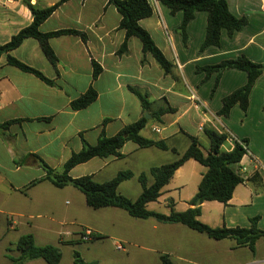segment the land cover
Here are the masks:
<instances>
[{"label": "crops", "instance_id": "0c3cea01", "mask_svg": "<svg viewBox=\"0 0 264 264\" xmlns=\"http://www.w3.org/2000/svg\"><path fill=\"white\" fill-rule=\"evenodd\" d=\"M58 2L31 0L40 8H49ZM150 3L153 15L140 21V26L172 65L169 73H165L151 54H144L142 43L136 37L130 38L126 52L120 53L126 32L121 28V14L109 0H69L42 23L39 30L43 34L64 30L80 33L49 40L58 58L56 66L48 61L34 38L26 39L12 51L14 58L43 73L53 81V86L9 65L5 56L0 58V222L5 221L10 230L17 233L11 247L28 234L34 236L37 246L53 245L60 250L62 245L76 242L73 239L76 235L82 239L85 230L101 236L102 226L91 221L82 223L74 219L70 224L76 223L81 231L70 229L66 215L75 208L89 213L85 196L71 186L60 189L45 180L46 172L38 158L54 170L62 171L72 155L82 151L85 143L95 146L103 133L114 137L147 116L148 123L141 135L166 141L180 154L189 148L190 137L198 138L206 153L210 145L204 133L206 128L224 132L241 143L247 141V155L231 166L245 182L236 188L227 205L204 203L200 219L206 207L212 205L210 207L217 211L214 218L202 219L209 226L250 228L251 220L259 217L258 227L264 231V73L250 94L246 112L235 106L228 117H219L223 99L246 84L247 74L231 69L207 77V73L200 70L239 56L264 65V0H227L231 13L247 17L248 25L233 37L223 31L221 47H209L202 52L206 12L196 13L187 27V42L184 43L179 33L183 13L174 15L157 0ZM33 20L24 0H0V46L10 42ZM95 63L102 68V73L94 81ZM91 86L98 93L97 100L86 109L73 110L72 102ZM132 90L148 97L152 104L149 111L143 108ZM168 107L175 112L162 114L161 111ZM233 146L230 139L226 148ZM160 151L141 149L127 142L120 150L121 157L94 158L75 167L70 176L73 179L91 176L98 183H104L120 172L131 171L134 177L119 187L122 194L126 183L139 181L141 174L158 166L152 165L145 171L140 167L142 158L149 156L157 160ZM197 163L194 160L186 162L162 189V194L178 191L182 195L188 189L191 172L198 174L192 182L194 188L186 192L190 198L186 210L191 207L190 201L207 171L202 167L198 169ZM105 210L119 213L115 208ZM138 221L132 224L140 225ZM66 231L72 236H63ZM225 241L217 242L227 243ZM261 242L258 241L255 253L248 248H237L236 241L232 240L228 247L231 251L253 253V258L243 264H264ZM257 255L262 258H255ZM40 261L26 264H42Z\"/></svg>", "mask_w": 264, "mask_h": 264}, {"label": "trees", "instance_id": "16d2710c", "mask_svg": "<svg viewBox=\"0 0 264 264\" xmlns=\"http://www.w3.org/2000/svg\"><path fill=\"white\" fill-rule=\"evenodd\" d=\"M69 0H59L57 4L49 8H40L33 5L31 0H24V4L30 9L34 16L33 23L13 36L10 42L0 46V58L5 56L9 65L30 73L43 80L46 84L53 86L54 83L46 78L40 71L20 62L11 53L18 49L26 39L34 38L38 40L44 55L48 61L56 66L58 58L49 44L53 37L61 35H80L73 30L43 34L39 27L45 22L54 11ZM159 3L170 9L172 14L183 13V22L179 28L184 43L187 42L186 30L190 22L195 18L197 12H206L207 28L205 40L200 51L209 47H221L222 33L227 31L230 37L236 32L241 31L248 25L247 17H237L231 13L227 0H157ZM122 16L121 28L126 32V41L122 45L120 53L127 50V41L138 38L143 46L144 54H151L165 73H169L172 65L164 54L156 46L150 34L140 26V21L153 15V8L149 0H109ZM237 69L247 74L246 84L227 95L222 102V108L218 112L219 117H228L235 106H239L244 112L248 110L250 94L257 80L264 73V65L252 62L246 56H239L235 59L224 60L217 65L200 68L207 73V77L213 73L221 75L226 70ZM102 73V68L94 64L93 80L95 81ZM140 99L143 108L150 110L151 103L146 95L136 90H132ZM98 98L97 91L91 86L89 90L80 98L73 101L71 107L75 111L83 110L92 105ZM175 109L168 107L161 111L162 114L174 113ZM148 120L142 118L138 122L125 127L114 137H107L102 134L95 146L85 143L79 153H75L67 161L62 171H56L47 166L40 158V164L46 172L45 180L50 181L57 188L71 186L80 191L86 199L87 206L93 210L105 208H117L124 210L134 219L148 220L154 219L161 224H180L198 233L206 235L214 241L233 240L237 243V248H248L255 253L258 241H264V231L258 227L259 217L251 220L250 228H213L200 221L202 215V205L206 202H218L227 205L233 198L236 188L245 181L235 173L231 166L242 161L248 153L245 146L247 141L242 143L234 140L226 133H220L212 128L204 130L209 139V148L206 153L198 138L190 137V146L180 154L177 150L168 146L166 141H155L147 139L141 135ZM233 140L234 146L226 148L229 141ZM127 142H133L141 149L156 148L161 151H171L177 158L168 164L154 167L149 173L139 176L142 186V193L136 200H132L119 192V187L125 181L131 180L134 174L131 171H123L117 174L112 180L98 183L91 176L73 179L70 172L80 164L89 162L94 158H107L111 156L121 157L120 150ZM189 160H194L207 169L198 187V192L190 201L191 207L184 212H176L173 208L169 215L151 211L147 208L148 204L158 201L162 195V189L168 185L175 172L184 166ZM153 179L150 184L149 178ZM173 207V202L171 204ZM84 233L82 234V236ZM101 238L93 234L91 242ZM17 255L13 257L11 264H26L31 261L44 260L47 264H60L63 259L62 251L53 245L44 247L37 246L34 236L31 234L23 235L15 245ZM75 264H86L79 252H75ZM161 264H175L169 254L161 255Z\"/></svg>", "mask_w": 264, "mask_h": 264}, {"label": "rangeland", "instance_id": "374dc122", "mask_svg": "<svg viewBox=\"0 0 264 264\" xmlns=\"http://www.w3.org/2000/svg\"><path fill=\"white\" fill-rule=\"evenodd\" d=\"M179 33L183 39L181 31ZM156 158L158 159L154 160V157L144 156L140 162L141 169L148 171L152 165H158L157 167H159L171 163L177 156L171 151L166 153L160 151ZM197 164L198 169L205 168L201 164ZM197 175L194 171L191 172L188 189L182 195L178 191L163 193L158 201L148 205V209L169 215L173 208L171 206L172 201H174V210L184 212L190 199L186 192L194 188L192 182ZM152 182L153 180L150 181V184ZM121 193L125 196L128 195L127 197L132 200H136L142 193V186L139 181H129L125 187H122ZM80 194L82 195V193ZM210 206L212 205L207 206L205 209L202 218L205 221L214 218L217 212L214 207ZM115 209L118 210L115 212L119 213L114 214L111 213L112 211H104V209L94 211L91 208L88 209L89 213H85L75 208L73 212L66 215V223L71 226L69 227L74 232L81 231L76 223L70 224L75 222L74 219L82 223L90 221L96 223L102 226L104 232H101V238L94 242H85L80 239L79 235L73 237L76 242L61 246L63 259L60 264H75L74 254L76 251L81 254L82 260L86 264H161V255L166 253H172L170 256L175 264H243L250 261L249 258H253V253L248 251L229 250L228 242L230 240H224L227 243L217 242L184 225L175 224L172 228L164 227L163 224L154 219H134L124 210ZM202 219H200L201 222H203ZM135 220H139L138 222H141V224H132ZM16 234L15 231L10 230L5 221L0 222V264H11L13 257L17 255L15 248L17 243L11 247ZM232 242L234 241L232 240ZM119 246L123 249H119ZM261 246L264 247L263 240ZM255 258H262V256L257 255ZM40 262L47 264L44 260Z\"/></svg>", "mask_w": 264, "mask_h": 264}, {"label": "built area", "instance_id": "2783aa9c", "mask_svg": "<svg viewBox=\"0 0 264 264\" xmlns=\"http://www.w3.org/2000/svg\"><path fill=\"white\" fill-rule=\"evenodd\" d=\"M151 1V0H149ZM65 237L72 236V233L70 231H66L62 234ZM83 241L90 242L93 239V232L91 230H85L84 235L82 236ZM119 249H123L121 246H119Z\"/></svg>", "mask_w": 264, "mask_h": 264}, {"label": "water", "instance_id": "95a60500", "mask_svg": "<svg viewBox=\"0 0 264 264\" xmlns=\"http://www.w3.org/2000/svg\"><path fill=\"white\" fill-rule=\"evenodd\" d=\"M146 118L148 119V116Z\"/></svg>", "mask_w": 264, "mask_h": 264}]
</instances>
